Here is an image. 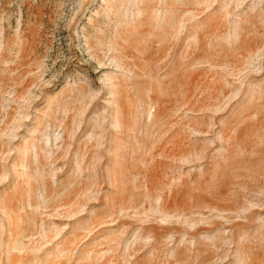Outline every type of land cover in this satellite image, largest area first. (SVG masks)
<instances>
[{"label":"rangeland","instance_id":"1","mask_svg":"<svg viewBox=\"0 0 264 264\" xmlns=\"http://www.w3.org/2000/svg\"><path fill=\"white\" fill-rule=\"evenodd\" d=\"M0 264H264V0H0Z\"/></svg>","mask_w":264,"mask_h":264}]
</instances>
